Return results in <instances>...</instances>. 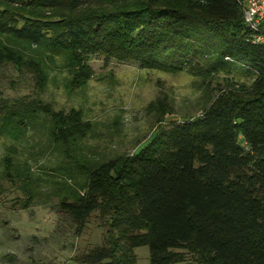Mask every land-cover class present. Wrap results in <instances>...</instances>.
Instances as JSON below:
<instances>
[{
    "label": "trees",
    "instance_id": "obj_1",
    "mask_svg": "<svg viewBox=\"0 0 264 264\" xmlns=\"http://www.w3.org/2000/svg\"><path fill=\"white\" fill-rule=\"evenodd\" d=\"M256 35L234 0H0V69L33 74L39 90L53 66L67 72L70 92L82 89L94 75L91 59L205 79L243 68L252 80H226L202 115L159 128L140 152L105 162L85 153L96 131L80 110L0 101V136L19 142L44 118L65 159L55 172L81 177L61 183L60 201L78 232L94 214L105 226L102 244L71 262L138 264L135 249L148 247L150 264H264V44ZM168 52L188 63L168 67L160 59ZM147 110L159 124L171 112L161 99ZM16 152L3 160L4 177L22 184L28 208L38 186L29 163L15 164Z\"/></svg>",
    "mask_w": 264,
    "mask_h": 264
},
{
    "label": "rangeland",
    "instance_id": "obj_2",
    "mask_svg": "<svg viewBox=\"0 0 264 264\" xmlns=\"http://www.w3.org/2000/svg\"><path fill=\"white\" fill-rule=\"evenodd\" d=\"M205 55V59H209ZM163 64L188 63L171 53L160 56ZM159 59V60H160ZM204 64L203 60H200ZM93 77L87 86L70 92L65 87L68 74L62 68L50 69L43 90L36 87L33 74L9 65L0 69V101L27 102L41 99L55 111L80 110L84 121L94 124L96 135L84 141L87 156L105 162L122 155H135L151 141L159 128L169 129L203 114L209 95L226 80L251 83L243 68L221 72L212 78L195 77L189 71L146 69L135 62L91 59ZM158 99L171 110L159 124L158 115L147 108ZM44 118L33 121L29 134L19 142L0 136V264H75L71 259L101 245L105 226L94 214L85 228L60 209L61 192L81 177L70 180L55 172L64 166V157L50 145ZM16 148L14 162L32 167L37 194L28 208L22 204L28 194L22 184L4 177L3 160ZM35 186V187H37ZM138 264H150L148 247L135 249Z\"/></svg>",
    "mask_w": 264,
    "mask_h": 264
},
{
    "label": "built area",
    "instance_id": "obj_3",
    "mask_svg": "<svg viewBox=\"0 0 264 264\" xmlns=\"http://www.w3.org/2000/svg\"><path fill=\"white\" fill-rule=\"evenodd\" d=\"M234 2L244 10L247 26L257 33L254 43L264 44V33L261 29L264 22V0H234Z\"/></svg>",
    "mask_w": 264,
    "mask_h": 264
}]
</instances>
